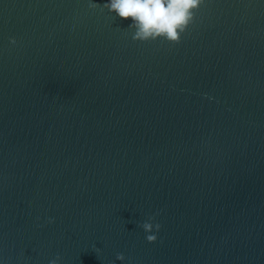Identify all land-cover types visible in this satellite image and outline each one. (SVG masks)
Masks as SVG:
<instances>
[{
  "label": "water",
  "instance_id": "95a60500",
  "mask_svg": "<svg viewBox=\"0 0 264 264\" xmlns=\"http://www.w3.org/2000/svg\"><path fill=\"white\" fill-rule=\"evenodd\" d=\"M130 24L0 0V264H264V0Z\"/></svg>",
  "mask_w": 264,
  "mask_h": 264
},
{
  "label": "clouds",
  "instance_id": "9594fccd",
  "mask_svg": "<svg viewBox=\"0 0 264 264\" xmlns=\"http://www.w3.org/2000/svg\"><path fill=\"white\" fill-rule=\"evenodd\" d=\"M205 0H110L103 6L88 0L89 9H107L121 19L131 18L130 28L133 29L132 39L138 42H149L158 39L166 40L172 44L181 42V35L187 31L195 19ZM13 44L16 41H11ZM54 222L50 220V223ZM149 243L158 239L154 232L161 230V225L155 222V217L150 216L142 223ZM94 251L99 254L100 250ZM117 259L125 260L123 254H118ZM61 257L57 256L50 264H60Z\"/></svg>",
  "mask_w": 264,
  "mask_h": 264
}]
</instances>
